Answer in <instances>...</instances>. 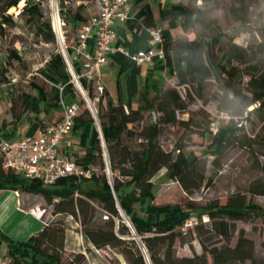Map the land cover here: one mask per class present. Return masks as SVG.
Returning a JSON list of instances; mask_svg holds the SVG:
<instances>
[{
    "label": "trees",
    "instance_id": "obj_1",
    "mask_svg": "<svg viewBox=\"0 0 264 264\" xmlns=\"http://www.w3.org/2000/svg\"><path fill=\"white\" fill-rule=\"evenodd\" d=\"M22 1L5 0L0 3L1 37L5 35L6 26H15L7 12L17 8ZM191 1L204 4L219 2ZM230 1L229 16L232 21L240 23L241 26L249 25L248 0ZM25 2L21 14L29 11L30 18L37 22V30L44 36V40L55 43L56 37L51 23L42 21L44 16L40 6L30 5V0ZM213 13V8L201 9L190 3H179L162 10V21L168 29L180 28L186 34L194 32L196 35L193 40H168L164 36L166 57L171 52L177 56V87H162L150 74L138 96L137 109H130L125 103L120 81L117 103L109 100L104 104L101 99L98 117L102 136L109 154L111 170L118 174L113 184L104 174L93 172L91 178L80 179L72 176L56 185L70 190L71 196L55 204L53 214H68L77 218L85 215L90 202L97 203L109 218L104 226L91 227V223L84 217L82 226L86 241L97 250H119L127 264H209L207 254L213 258L214 264H245L255 260L253 242L241 238L236 248H231L230 243L237 222H249L252 218H261L264 222V209L248 202L246 197L247 194L264 197V166L260 169L261 177L249 186L247 193L230 197L225 205L219 202L207 205L189 203L182 207L154 203L152 179L163 169L167 170V177L180 183L186 192L200 189L205 183L204 177L198 182L192 181V177L199 176L197 156L185 155L180 145L168 151L160 144L162 126L185 124L179 121L177 114L186 112L195 99L201 100L205 106L214 102L218 110L231 116L226 126L217 127L213 143L205 151L206 155L216 158L213 164L217 165L228 146L234 144L248 148L259 146L264 149V59L260 58V55L264 56V46H259L257 52L253 48L239 46L236 39L244 31L238 30L233 36L220 32L217 21L212 18ZM71 22L75 27H80L87 20L76 14ZM127 24L134 25L131 27L137 31L157 28L152 17L143 23H133L130 20ZM11 59L21 61L14 53ZM245 65L249 66L246 71L250 72L244 77L240 66ZM40 74L50 86L49 89L31 83L36 95L19 96V113L12 109L16 121L22 120L26 113L40 115L42 112L51 114L61 110V99L67 104L76 101L74 86L70 82L71 76L61 54H54L45 68L40 70ZM208 82L216 84L217 91L210 98H205L203 87ZM60 88L63 89L62 92ZM178 88L185 89L186 98L180 94ZM146 115L150 117L151 123L139 135V140L144 143L141 150H133L125 141L136 136L132 128L142 124ZM253 115L258 116L262 128L260 134L252 139L243 132L247 121ZM93 123L89 111L82 108L73 131ZM87 161L91 163L81 164L85 169L94 166L105 170L99 132L90 144ZM42 187L37 181H30L6 170L0 156V190L32 193ZM45 197L47 203L51 204L49 195ZM121 212L129 219L128 224L122 219ZM205 217L212 221V231L226 240V246L222 249L205 250L204 254L192 258H179L175 247L179 236L188 235L194 229L201 234L205 231V226L201 224ZM191 218H197L200 224L186 232L183 229ZM54 222L53 220L48 223V227L41 233L25 242L14 241L0 231V245L5 243L8 246V258L12 260V264H63L59 252L64 249V234L53 227ZM133 237L140 240L144 250Z\"/></svg>",
    "mask_w": 264,
    "mask_h": 264
},
{
    "label": "rangeland",
    "instance_id": "obj_2",
    "mask_svg": "<svg viewBox=\"0 0 264 264\" xmlns=\"http://www.w3.org/2000/svg\"><path fill=\"white\" fill-rule=\"evenodd\" d=\"M96 0H30V5H39L43 13V20L50 22L52 31L56 37L55 43H47L44 36L37 30V22L29 16V11L21 14L26 5L23 0L17 8H13L7 12L11 16L15 26H6L5 35L0 36V91L2 111L11 115L13 119L14 108L19 113L20 106L18 99L20 95L31 94L36 95L32 89L31 83H36L48 87V83L40 74V70L44 69L50 58L56 54H62L65 46L70 49L77 40L78 32L81 28L75 27L71 19L76 14L82 15L88 20L95 13ZM184 1V0H183ZM5 2V0H0ZM186 4H191L201 9L213 8L212 18L217 21L220 32L228 36H233L238 30L244 31L236 43L245 48H253L255 52L258 47L264 46V0H248L249 25L241 26L235 23L229 16L231 8L230 0H219L218 4L212 2L204 4L202 2H192L186 0ZM194 32L188 39H195ZM16 54L21 61L12 60L11 55ZM260 58L264 59L263 55ZM248 65L240 66L243 75L250 72ZM244 83V81H243ZM177 82L169 83L168 87H177ZM114 100L116 84L115 80L108 84ZM180 94L186 98L184 88H178ZM203 91L205 98H210L217 91V85L208 82ZM194 96V93H192ZM2 102V103H1ZM100 110V106H99ZM222 111L217 109L214 102H210L207 106L199 99L188 107L186 112H178L179 121L185 124H177L175 126H162V135L160 144L164 149L172 151L178 145L183 147L185 155L193 154L199 158L197 172L199 176L192 177L193 182H198L201 177L205 178V183L200 189L186 192L182 185L177 181H172L167 177V170H161L153 179L154 193L156 205H180L182 207L189 203L198 205H207L212 202H219L222 205L228 203L230 197L235 195H244L247 193L249 186L261 177L260 169L264 166V149L259 146L253 148L243 147L234 144L228 146L225 154L219 159L217 165L213 164L215 157L206 155L205 151L212 145L215 131L218 126H226L227 121L221 118ZM33 122V116L27 114L24 116L22 123ZM180 122V123H181ZM151 123L150 117L146 115L145 121L132 129L135 133L133 139H126V144L133 150H141L144 142L139 140V135L143 129ZM215 124L216 126H213ZM101 128V126H100ZM262 123L257 115L251 116L245 125L243 134L249 138H256L261 131ZM214 129V130H213ZM99 132V131H98ZM103 161L105 170L100 167H94L99 175H105L109 182L113 184L116 175L111 170L110 158L106 145H102ZM177 155V153H176ZM191 185V184H190ZM247 201L253 202L264 209V197L253 196L247 194ZM54 211V210H53ZM46 217L52 218V208L45 214ZM86 217L91 223V227H102L108 221L109 215L97 203L90 202L89 208L85 215H79L68 223V218H54L53 227L59 229L64 234V242L69 237H74L77 246L69 254L64 249L59 252L63 264H90L85 251L87 241L83 233L82 221ZM121 217L126 224L129 219L123 212ZM70 224V227H69ZM200 222H198V225ZM202 225L205 231L201 234L195 229L193 232L185 236H179L176 243L177 256L179 258H192L195 255L204 254L205 250L222 249L226 246V240L212 231V221L208 217L203 218ZM236 231L230 243L231 248H236L241 238L249 240L254 244V261H247L245 264H264V222L261 218H252L249 222H237ZM190 228L185 231H189ZM140 245L138 238L133 237ZM141 246V245H140ZM101 254L96 255V264H127L125 258L117 249H103ZM5 251L0 249V255L5 256ZM209 264H214L213 258L207 254Z\"/></svg>",
    "mask_w": 264,
    "mask_h": 264
},
{
    "label": "crops",
    "instance_id": "obj_3",
    "mask_svg": "<svg viewBox=\"0 0 264 264\" xmlns=\"http://www.w3.org/2000/svg\"><path fill=\"white\" fill-rule=\"evenodd\" d=\"M186 0H131V20L133 23H143L149 17H152L155 27L164 30V36L168 40H176L190 37L192 32L184 33L180 28L170 30L166 23L162 21V10L172 5L185 3ZM97 15L95 13L87 20L90 22ZM86 22V23H87ZM130 24L117 25V40L114 43V48H123L128 52L134 53L137 51H147L149 49L150 33L147 28L137 31ZM193 40V39H191ZM94 41L88 44V51H93ZM178 68L177 56L174 53L169 55L164 60L156 59L148 65L138 66L128 59L123 54L116 52L110 58L109 63L103 68L101 78L105 86V95L99 101L105 104L111 100L117 103L119 100L118 81L121 82L123 99L130 109L138 108V96L144 86L147 77L151 74L153 78L159 82L160 86L168 87L169 83L177 82L176 71ZM115 80L116 100L112 97L113 92L108 88V84ZM155 96V94H153ZM1 99V91H0ZM2 103V102H1ZM100 103V102H99ZM99 111V104L97 106ZM31 114L33 122L22 123L24 116ZM22 120L16 121L10 119L11 115H7L2 111L0 104V138L10 142H19L28 138H36L41 135L43 128L46 125L58 122L62 118V109L53 111L51 114L42 112L40 115L32 113L24 114ZM36 116H39L37 118ZM98 127L96 123L81 127L75 132L73 131L62 145V151L66 152L69 157L81 164L91 163L87 161V153L92 140L94 139ZM83 167V166H82ZM84 168V167H83ZM90 169H94L91 166ZM96 172V171H95ZM45 195H49L52 200L51 204L46 201ZM71 196V191L60 186L42 187L35 192L25 193L16 192L13 190H0V231L14 241L25 242L30 238L41 233L48 227V223L55 220L54 218H68V223L73 219L68 214H53L54 205L61 200L68 199ZM52 208V218L46 217V213ZM70 227V224H69ZM77 246L74 237H69L64 242V250L71 253ZM88 251L85 255L90 264H96V255L101 254V250L95 249L90 244L85 245ZM0 249L5 251V256L8 258V246L4 243L0 245Z\"/></svg>",
    "mask_w": 264,
    "mask_h": 264
},
{
    "label": "built area",
    "instance_id": "obj_4",
    "mask_svg": "<svg viewBox=\"0 0 264 264\" xmlns=\"http://www.w3.org/2000/svg\"><path fill=\"white\" fill-rule=\"evenodd\" d=\"M95 7L97 15L81 26L77 40L70 49L65 46L61 54L71 76L70 82L74 86L76 101L67 104L61 99L62 118L56 123L46 125L39 137L19 142L0 138V156L4 168L30 181H37L44 187L56 186L59 181L72 176L80 179L91 178L95 172L73 161L62 151V145L73 132L82 108L89 111L104 145L97 106L105 94V86L100 75L111 56L119 52L138 66L166 58L163 46L164 30L158 27L149 30L150 46L147 51L131 53L123 48H114L117 25H125L131 20V0H96ZM90 41H94L92 52L88 51ZM62 90L60 88L61 92ZM221 118L228 122L231 116L222 112ZM198 222L197 218H191L183 230L194 228ZM0 264H12V260L0 255Z\"/></svg>",
    "mask_w": 264,
    "mask_h": 264
},
{
    "label": "water",
    "instance_id": "obj_5",
    "mask_svg": "<svg viewBox=\"0 0 264 264\" xmlns=\"http://www.w3.org/2000/svg\"><path fill=\"white\" fill-rule=\"evenodd\" d=\"M140 245H141V248L144 250V246H143V244L141 243ZM147 259H148V258H147ZM148 261H149V259H148Z\"/></svg>",
    "mask_w": 264,
    "mask_h": 264
}]
</instances>
